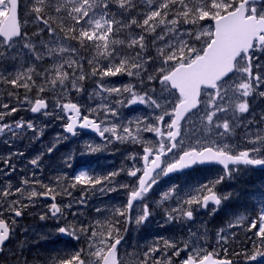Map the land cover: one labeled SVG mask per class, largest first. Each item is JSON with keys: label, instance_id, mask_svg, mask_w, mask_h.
I'll return each mask as SVG.
<instances>
[{"label": "snow or ice", "instance_id": "6c2138e0", "mask_svg": "<svg viewBox=\"0 0 264 264\" xmlns=\"http://www.w3.org/2000/svg\"><path fill=\"white\" fill-rule=\"evenodd\" d=\"M27 24H32L31 32ZM8 64L13 65L12 70L7 69ZM122 75L137 78L143 87L116 86L105 79ZM89 80L91 91L86 84ZM2 84L27 92L35 89L34 98L25 94L20 100L14 91L7 96H16L26 111L63 121V131L29 160L36 169H42L44 156L50 157L61 144L68 145L60 157L67 168L77 155L98 151L91 143L71 147L78 129L98 133L105 144H111L113 138L141 143L142 152L130 154L133 163L127 169L101 175L82 168L72 177L61 173L63 183L57 178L52 184H43L24 175L17 185L11 179L0 184V264H21L15 248L8 246L19 225L16 218L35 206L39 197L53 201L40 220L49 219V212L58 222L63 219L64 225L57 223L56 231L85 246L72 245L63 255L36 264H124L118 258V246L127 229L118 227L120 220L104 217L69 222L65 212L74 204L86 206L89 194L108 195L123 189L127 199L112 208V215L139 228L154 212L149 194L161 177L198 164L221 165L219 175L191 191L182 194L174 185L155 201L165 224L183 225L200 211L214 216L234 195L238 198L239 193L221 190L220 185L235 180L242 167L264 168V108L257 113L252 107L257 101L264 103V0H0ZM45 92L55 97L51 108L41 95ZM72 93L86 95L89 101L100 98L101 103L85 106L74 101ZM135 104L149 109L148 115L122 120L118 106ZM19 106L0 104V142L9 147L17 139L41 141L48 127L32 120L8 122L6 117L19 111ZM194 117L199 120V134ZM190 122L192 126L185 129ZM237 129L244 132L247 146L243 148L231 143ZM142 131L153 133L156 139L142 140ZM15 155L24 153L10 152L0 160L3 176L16 171L11 160ZM139 160L143 161L140 167ZM121 171L133 181L117 183L114 178ZM37 185L44 190L39 191ZM77 186H81L79 197L73 195ZM57 196L68 197V202L56 203ZM107 211L96 208L99 214ZM247 228L253 243L251 250H244V259L249 264L258 259L264 264V194L259 207L253 205ZM213 239L223 249V257L211 246L204 226L189 229L181 239L165 238L162 246L154 243L139 264H234L227 255L224 230Z\"/></svg>", "mask_w": 264, "mask_h": 264}, {"label": "rangeland", "instance_id": "374dc122", "mask_svg": "<svg viewBox=\"0 0 264 264\" xmlns=\"http://www.w3.org/2000/svg\"><path fill=\"white\" fill-rule=\"evenodd\" d=\"M21 21L23 23V14L21 15ZM27 28H32V24H27ZM31 32V30H28ZM8 70H12L13 65H6ZM118 79H113V77L105 78L108 81H111L116 86H123L132 84L139 90L142 85H140L139 80L137 78H131L128 76H117ZM87 83V81H86ZM158 88V85H157ZM92 87H88V91H91ZM9 91H14L18 94L20 100H23L25 94L29 97L34 98L37 95V92L34 90L32 92H27L24 88L13 89L11 85L2 84L0 85V104L4 102H8L10 106H19L17 97L13 96L9 98L7 93ZM47 92L41 94L44 95ZM49 94V93H48ZM50 95V94H49ZM51 96V95H50ZM81 96V97H79ZM71 98L76 101L78 100L81 104L85 106L89 104L101 103L100 98H97L95 101H89L86 95H78L76 93L71 94ZM55 99L54 96H51V102ZM20 110L17 111L13 115H9L6 117L8 122H11L15 119L19 121L23 119L24 121H35V123L41 127H43V119L40 117H36L35 114L30 111H26L23 106H19ZM252 107L256 109L257 113L261 108H264V103L255 102ZM118 111L121 113V119H131L135 120L136 117H143L148 115L149 109H147L143 105L135 104L131 107H119ZM87 114V113H85ZM102 114V113H101ZM95 115V113H93ZM17 117V118H15ZM45 119V118H44ZM48 119V118H47ZM48 127L44 129V135L41 137V141H36L34 143H29L27 139H17L13 142L11 147L5 145L0 142V160L3 159L10 152H23L24 155L20 156L18 164L16 165V171L12 173L10 177H5L2 175L3 164L0 163V184H2L7 179H11L14 185L19 184L20 177L27 175L30 179H38L43 182V184H52L57 178H60L61 183L64 182L61 173H67L68 177H72L74 172H78L82 168H88L91 172H94L96 175H101L104 173L127 169L132 163L133 160L130 158L131 155H135L137 153L142 152V144H131V143H122L113 138L111 144H105V142H100L97 139L90 137H80L79 140H76L75 143H71V147L73 149L83 147L85 144L91 143L98 147V151L77 155L76 160L71 168L64 167L61 163L60 157L67 150V144H61L59 149L51 154V156L45 155L42 160V169H36L29 164V160L33 158L37 153L41 152L43 148L52 140L53 136L57 133L62 132V124L63 121L56 119H48L46 120ZM193 121L196 124V131L199 134V120L194 117ZM103 126V125H102ZM191 122L188 125H184V128H190ZM135 126L133 125V128ZM52 130L55 132L54 135H47L48 131ZM256 128L253 127L252 131L256 132ZM119 131V129H118ZM237 134L235 138L231 140V143L234 147L243 148L247 146L244 143V132L243 129H237ZM28 135L31 136V132H28ZM106 136L110 135L109 133L105 134ZM140 137L142 140H155V136L153 133L144 132L140 133ZM49 139V140H46ZM188 143V140H185V144ZM102 156L101 162L96 158ZM19 157V155H15L11 157L15 159ZM109 157V159H106ZM100 162V163H99ZM137 166H142V160L137 161ZM35 172L36 176L32 177L31 174ZM221 171L210 170L203 177H195V178H176V179H163L160 178L159 183L155 185L152 189V192L149 194L151 199L149 203L152 204L154 208V212L149 218V221L137 228L135 224L125 225L123 223L122 217H113L112 208L119 207L124 204L126 201L125 190H119L111 192L108 195H91L89 194V198L87 199L86 206H81L79 204H74L73 208L70 211L65 212V216L69 222L75 221L79 223L81 221L88 222L94 219H103L107 217V220L112 221L114 219L120 220L121 223L118 225L121 229H127L126 231H122V236L124 237L122 248L120 249L119 258L124 264H139L140 259L143 257L146 249L153 246L154 243H159L161 246L163 244V239H181L183 236L187 235L189 229L197 230L203 229L206 226L207 231L209 233V242L212 247H216L217 252L220 254H224L222 248L217 247L215 237L220 229H223L225 234L228 236V243L226 245L228 249V253L230 254L231 250L235 248L238 249L240 247V243L244 241L245 243H250L252 246L253 240L249 239L252 237V232L247 228V218L243 204L245 201L248 203L247 206L249 208L250 216L253 215V205L259 207L261 194H264V170H250L245 171L241 170L237 175L236 179L230 182H226L220 185L221 190H232L234 193H239L245 197V201L239 205L238 200H233L237 198L235 195L226 206V210L230 205L236 204L237 207L235 210L230 212L231 221H227L226 225L217 226L214 220L219 211L213 216L206 214L203 211L196 213V218L193 221L188 222L187 224H165L163 222V214L160 208L156 205L155 201L162 194L163 191H167L171 186L178 185L182 194L185 192L191 191L195 186L206 182L207 180L219 175ZM115 181L117 183H130L134 178L128 177L124 171H121L118 176H116ZM71 183V179L67 181ZM39 191H43V187L37 185L36 186ZM80 188L81 186H77L76 189L73 190V195L75 197L80 196ZM245 189H248V196L245 194ZM241 191V192H240ZM68 197L65 196H57L56 203H67ZM51 203L49 201H44L42 197L37 198V202L35 206H29L25 209V214L22 217L16 218L19 221V225L17 226L15 234L12 236V242L9 245V248H15L16 254L20 259L21 264H24L25 261L28 264H36L37 260L46 259L49 256L55 257L57 254L63 255L65 250H71V246L75 245L77 248L84 247L83 242L78 243L75 240H70L69 237H61L60 233L56 231L57 223L60 226L64 225V220H60L59 222L55 217H51L50 212L49 219L40 220V214L44 212H48V205ZM173 205L170 203L169 207ZM100 207L102 209H107L108 211L99 214L96 212V208ZM75 208V210H74ZM138 210V209H137ZM71 212H76L77 216L73 217ZM203 212V213H202ZM7 216V214H5ZM235 216V217H234ZM244 216L245 219L241 220L240 217ZM203 222V224L201 223ZM218 222V221H217ZM230 224L242 225V230H231L229 229ZM254 231V230H253ZM39 239V240H38ZM242 248V247H241ZM240 248V249H241ZM55 249V251H53ZM211 250V247L209 248ZM7 251V249H6ZM20 251V252H19ZM235 251V250H234ZM183 255V254H182ZM9 258H11V253H9ZM120 260V259H119ZM151 264V262H149Z\"/></svg>", "mask_w": 264, "mask_h": 264}, {"label": "trees", "instance_id": "16d2710c", "mask_svg": "<svg viewBox=\"0 0 264 264\" xmlns=\"http://www.w3.org/2000/svg\"><path fill=\"white\" fill-rule=\"evenodd\" d=\"M30 30H32V28H30ZM83 54L85 56H90L91 55L90 52H84ZM85 67H86V70H90V69L87 68V65ZM113 79H118V77H113ZM86 84H87V87H92L93 86L91 80L87 81ZM79 97H81V96H79ZM225 216L226 217H224V219L228 218L227 217V213H226ZM240 244H241L240 247H238V249L235 248L234 249L235 251L231 250L233 252L231 253V251H230V254L228 256H229V258H231L234 261V264H249V262L244 259V250L245 249L251 250L252 246L250 245V243H245L244 241H242ZM236 253H240V254L237 255ZM251 264H259V259H258V261L251 262Z\"/></svg>", "mask_w": 264, "mask_h": 264}, {"label": "water", "instance_id": "95a60500", "mask_svg": "<svg viewBox=\"0 0 264 264\" xmlns=\"http://www.w3.org/2000/svg\"><path fill=\"white\" fill-rule=\"evenodd\" d=\"M81 130H84V129H81ZM86 131V130H85ZM89 131H91V130H89ZM91 133H94V134H96L95 132H92L91 131ZM98 134V133H97ZM211 164H215V163H206V164H203V165H200V164H198V165H200V166H204V165H211ZM194 167V166H193ZM192 167V168H193ZM192 168H189V169H185V170H180V171H177V172H175V173H182V172H184V171H188V170H191ZM172 174H174V173H172ZM172 174H170V175H172Z\"/></svg>", "mask_w": 264, "mask_h": 264}, {"label": "bare ground", "instance_id": "6f19581e", "mask_svg": "<svg viewBox=\"0 0 264 264\" xmlns=\"http://www.w3.org/2000/svg\"><path fill=\"white\" fill-rule=\"evenodd\" d=\"M98 160L100 161L101 160V157H98ZM39 240V239H38Z\"/></svg>", "mask_w": 264, "mask_h": 264}]
</instances>
